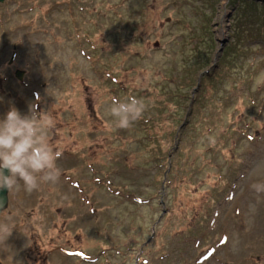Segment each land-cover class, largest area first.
<instances>
[{
	"label": "rangeland",
	"instance_id": "obj_1",
	"mask_svg": "<svg viewBox=\"0 0 264 264\" xmlns=\"http://www.w3.org/2000/svg\"><path fill=\"white\" fill-rule=\"evenodd\" d=\"M259 5L0 0V120L31 106L60 154L55 184L8 193L0 264H264Z\"/></svg>",
	"mask_w": 264,
	"mask_h": 264
},
{
	"label": "clouds",
	"instance_id": "obj_2",
	"mask_svg": "<svg viewBox=\"0 0 264 264\" xmlns=\"http://www.w3.org/2000/svg\"><path fill=\"white\" fill-rule=\"evenodd\" d=\"M143 110V102L135 97L124 102L113 98L105 114L111 117V126L127 129L141 117ZM59 155L47 142L45 120L31 106L27 115L12 108L0 120V190L31 193L42 183L55 184L60 175L56 165ZM253 187L264 191V184ZM3 203L0 200V209ZM10 235V224L0 221V238Z\"/></svg>",
	"mask_w": 264,
	"mask_h": 264
},
{
	"label": "water",
	"instance_id": "obj_3",
	"mask_svg": "<svg viewBox=\"0 0 264 264\" xmlns=\"http://www.w3.org/2000/svg\"><path fill=\"white\" fill-rule=\"evenodd\" d=\"M248 1H253V2L259 3L261 5L264 4V0H248ZM219 43H220V49L218 50L217 56L223 52L224 47L228 43V40L225 39L223 41H219ZM16 75L18 76V78L20 77L19 74H16ZM5 174H7V170H5ZM0 200H3V202H4L3 208L0 209V214H1L8 206L9 196H8V192L6 190H0Z\"/></svg>",
	"mask_w": 264,
	"mask_h": 264
},
{
	"label": "trees",
	"instance_id": "obj_4",
	"mask_svg": "<svg viewBox=\"0 0 264 264\" xmlns=\"http://www.w3.org/2000/svg\"><path fill=\"white\" fill-rule=\"evenodd\" d=\"M243 2H245V3H250L253 7H251V9H252V11L253 12H256V9L257 8H259V4H256L255 2H253V1H247V0H243ZM255 6V7H254ZM250 19H253V24L252 25H250V28H252V27H254V26H257V27H259V24H257V23H259V22H262V24H261V27L260 28H262V31H261V36L262 35H264V21H259V20H257V18H251V17H249Z\"/></svg>",
	"mask_w": 264,
	"mask_h": 264
}]
</instances>
